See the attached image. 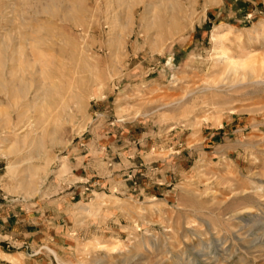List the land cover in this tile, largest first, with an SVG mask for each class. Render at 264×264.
<instances>
[{"label":"rangeland","instance_id":"374dc122","mask_svg":"<svg viewBox=\"0 0 264 264\" xmlns=\"http://www.w3.org/2000/svg\"><path fill=\"white\" fill-rule=\"evenodd\" d=\"M0 83V264H264V0H0Z\"/></svg>","mask_w":264,"mask_h":264},{"label":"bare ground","instance_id":"6f19581e","mask_svg":"<svg viewBox=\"0 0 264 264\" xmlns=\"http://www.w3.org/2000/svg\"><path fill=\"white\" fill-rule=\"evenodd\" d=\"M234 54H231L230 52L226 51L225 49H223L221 52H220V55L218 56L219 60H226V63L228 62V64H230V66H233V68H240V67H248V66H252L255 64V58L254 56H250L248 57L247 59H244V60H238L237 57H234L233 56ZM237 58V59H235ZM16 83V82H14ZM14 83H12L10 86L18 91H20V87H18L17 85H15ZM27 83V82H26ZM1 84V83H0ZM5 86V85H4ZM22 86V85H21ZM1 87V86H0ZM11 88V89H12ZM10 89V88H9Z\"/></svg>","mask_w":264,"mask_h":264},{"label":"crops","instance_id":"0c3cea01","mask_svg":"<svg viewBox=\"0 0 264 264\" xmlns=\"http://www.w3.org/2000/svg\"><path fill=\"white\" fill-rule=\"evenodd\" d=\"M101 146H102V150H104L105 148H107V146L104 145V144H102ZM103 157H104V158H105V157H107V158H111V155H103ZM109 163H110V162H109Z\"/></svg>","mask_w":264,"mask_h":264}]
</instances>
